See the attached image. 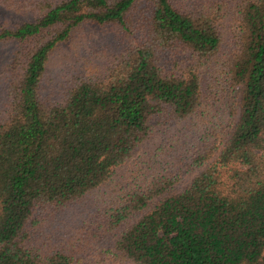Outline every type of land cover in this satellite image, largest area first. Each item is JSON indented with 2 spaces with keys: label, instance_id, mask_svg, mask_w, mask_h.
Segmentation results:
<instances>
[{
  "label": "trees",
  "instance_id": "trees-1",
  "mask_svg": "<svg viewBox=\"0 0 264 264\" xmlns=\"http://www.w3.org/2000/svg\"><path fill=\"white\" fill-rule=\"evenodd\" d=\"M0 87V264H264V0H0Z\"/></svg>",
  "mask_w": 264,
  "mask_h": 264
},
{
  "label": "rangeland",
  "instance_id": "rangeland-1",
  "mask_svg": "<svg viewBox=\"0 0 264 264\" xmlns=\"http://www.w3.org/2000/svg\"><path fill=\"white\" fill-rule=\"evenodd\" d=\"M118 42L117 32L110 26L87 25L77 29L71 40L63 44L55 56L47 92L51 93L53 98L59 99L62 95V85L70 71H76L80 66H93L98 59L115 49ZM1 105L0 99V107ZM192 175L193 173L189 178Z\"/></svg>",
  "mask_w": 264,
  "mask_h": 264
}]
</instances>
